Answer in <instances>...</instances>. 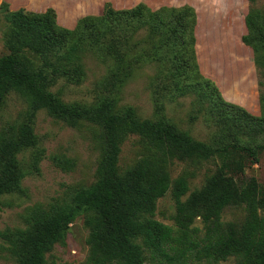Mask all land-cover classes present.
<instances>
[{"label": "trees", "instance_id": "1", "mask_svg": "<svg viewBox=\"0 0 264 264\" xmlns=\"http://www.w3.org/2000/svg\"><path fill=\"white\" fill-rule=\"evenodd\" d=\"M0 17L7 25L8 50L0 54V103L15 91L28 104L18 128L0 130V195L22 189L26 172L18 154L38 144L34 123L40 109L70 126L82 121L97 124L102 149L94 182L77 189L67 201L31 207L25 227L0 232L16 264H46L47 252L82 213L90 228L89 264H147V258L161 264H219L230 257L235 264H264V216L260 215L264 188L254 177L238 181L228 172L231 160L242 171L247 160L257 162L264 150V95L259 96L261 115H253L227 100L217 83L203 74L193 6L154 9L141 1L116 9L107 2L101 15L83 16L70 28L58 23L52 7L43 12L12 10L8 2L0 1ZM245 23L248 32L242 41L252 48L255 65L264 69V12L252 7ZM141 30L144 33L139 35ZM89 55L106 69L98 99L65 101L51 87L60 79L81 83ZM169 58L170 71H159L152 83L157 109L162 110L166 96L194 93L191 119L205 116L209 141L195 138L164 116L140 118L132 105L118 109L134 70L150 59L162 65ZM130 134L141 139L142 156L122 169V142ZM215 155L222 157V166L184 200L188 177L173 180L170 164L175 159L205 160ZM170 188L177 207L176 225L154 217L158 199ZM241 204L246 209L241 223L222 220L227 206ZM197 215L203 228L191 225Z\"/></svg>", "mask_w": 264, "mask_h": 264}, {"label": "rangeland", "instance_id": "2", "mask_svg": "<svg viewBox=\"0 0 264 264\" xmlns=\"http://www.w3.org/2000/svg\"><path fill=\"white\" fill-rule=\"evenodd\" d=\"M9 3L10 9L43 12L49 7L56 10L58 23L65 27H74L77 21L86 15L99 16L104 6L110 2L116 9L130 8L139 2H145L156 9L162 5H191L198 14L197 54L204 75L216 78L227 88V96L235 101L245 103L254 101L256 110L251 106L246 109L253 115H261L259 96L264 95V69L254 63L252 48L242 41L248 32L245 16L252 7L264 12V0H0ZM7 25L0 17V54L8 52L4 42ZM144 30L140 31L142 35ZM138 35V36H139ZM136 38H139V37ZM161 61L150 59L142 67L134 70V76L123 88L118 109L132 105L140 118H157L164 116L181 129L188 131L199 140L209 141L210 128L203 115L192 120L196 95H170L163 98L162 110H158L152 83L159 71L167 73L171 68V59ZM105 66L98 59L89 55L86 58V76L81 83L60 79L51 87L68 102L79 101L92 103L101 93L99 82L105 73ZM215 72V73H212ZM227 72V73H226ZM212 73L213 76L209 75ZM217 83V82H216ZM218 85V83H217ZM219 86V85H218ZM28 109L25 99L17 92H10L0 103V130L18 128ZM256 112V113H255ZM255 113V114H254ZM12 125V126H10ZM233 127V124L230 125ZM34 131L38 144L20 154L18 159L26 175L21 181V190L0 195V232L16 227H25V217L35 205L49 207L70 199L80 187L90 185L96 180V170L101 156L99 126L82 121L77 126L53 117L47 110L37 112ZM241 139L246 136L240 135ZM142 141L138 135L130 134L122 142L119 164L122 169L134 165L142 156ZM235 156V155H233ZM63 159H68L65 162ZM228 171L238 181L256 178L260 188H264V150L260 152L257 162L247 160L244 170L234 168ZM222 166V157L215 155L205 160H173L170 164V176L173 180L186 175L189 190L183 196L185 200L195 189L201 188L209 176L215 174ZM177 207L173 190L157 201L154 217L166 224L176 225ZM246 215L243 204L227 206L222 214L225 222L241 223ZM264 216V210H260ZM191 225L203 228L200 216H196ZM1 234V233H0ZM90 228L85 223L82 213L70 224L65 237L54 244L46 254V264H89L88 236ZM230 257L219 264H235ZM0 264H16L8 250V244L0 235ZM115 264V263H114ZM147 264H161L158 260L147 258ZM207 264V263H206Z\"/></svg>", "mask_w": 264, "mask_h": 264}, {"label": "crops", "instance_id": "3", "mask_svg": "<svg viewBox=\"0 0 264 264\" xmlns=\"http://www.w3.org/2000/svg\"><path fill=\"white\" fill-rule=\"evenodd\" d=\"M199 58V57H198ZM200 64H201V66H202V63L200 62ZM212 73H215V72H212ZM212 73H209V75H211V76H213L212 75ZM227 73V72H226ZM214 78H216V82L218 83V85H219V88H220V90H221V92H222V94L224 95V97L227 99V100H229V101H231V102H234V103H237V104H239V105H241V106H244L245 108H246V106H251L254 110H256V104H255V102L253 101H250L249 103H245L243 100H240V101H235V100H233V99H230L228 96H227V91H226V89L227 88H224V86L221 84V82L219 81V78H217V77H215V76H213ZM256 113V112H255ZM254 113V114H255Z\"/></svg>", "mask_w": 264, "mask_h": 264}]
</instances>
